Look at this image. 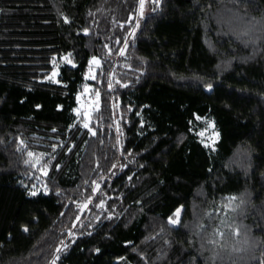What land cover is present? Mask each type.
Instances as JSON below:
<instances>
[{
	"label": "trees",
	"instance_id": "16d2710c",
	"mask_svg": "<svg viewBox=\"0 0 264 264\" xmlns=\"http://www.w3.org/2000/svg\"><path fill=\"white\" fill-rule=\"evenodd\" d=\"M149 3L0 0V264H264V0Z\"/></svg>",
	"mask_w": 264,
	"mask_h": 264
},
{
	"label": "rangeland",
	"instance_id": "374dc122",
	"mask_svg": "<svg viewBox=\"0 0 264 264\" xmlns=\"http://www.w3.org/2000/svg\"><path fill=\"white\" fill-rule=\"evenodd\" d=\"M149 1H152V0H144V6L143 8H140V9L141 10L148 9V6L150 4ZM94 59L98 60L99 64H93ZM100 65H101V61L98 58L91 59L90 66L85 75V83L82 86L81 91L77 95V106L74 109L76 120L83 127H85V124H87L88 129H91L92 117L96 109H98L99 103H100V94L98 90L95 88V86L91 83V81L94 80L92 77L96 78V74L98 72ZM57 75H58V70L56 69L55 71L52 72L50 78L54 81H57ZM196 132L204 145H206L208 148L215 147V144L219 138V132L212 120L208 118H198V122L196 123ZM34 164H35L34 166L35 168H38L42 173L47 174L48 167L46 166V164H44L43 160L40 157L37 158ZM41 184L42 182H40L38 186ZM229 200L230 199L222 200L221 208L223 207L227 209V211H230L231 209H234L235 207H237L240 204L245 203L246 201L244 196L242 195L236 198V200L232 202L231 204L229 203ZM178 210L179 212H181V209H178ZM223 211H224L223 216L227 217L228 213L225 210ZM175 214L171 218H174Z\"/></svg>",
	"mask_w": 264,
	"mask_h": 264
},
{
	"label": "snow or ice",
	"instance_id": "6c2138e0",
	"mask_svg": "<svg viewBox=\"0 0 264 264\" xmlns=\"http://www.w3.org/2000/svg\"><path fill=\"white\" fill-rule=\"evenodd\" d=\"M153 3H156V0H152ZM144 6V0H141V8H143ZM67 59V58H66ZM69 63H71V61L69 60L68 61ZM93 64H99V61L94 59L93 60ZM93 79H95V77H92ZM85 127L87 128L88 125L85 124ZM29 156H32L33 153L29 152L28 153ZM33 196L37 195V192L33 191L31 193ZM236 200V197H231L230 200H229V203L231 204L232 202H234ZM102 206V205H101ZM179 216H180V212L179 210L177 211V213L175 214V217L174 218H170L169 220V223L172 224V225H178L180 223V220H179ZM234 234L239 236L240 235V232L238 229H235L234 230ZM213 235H218L220 237H224L225 233L223 231H220L219 229H217L216 232L213 233ZM210 243L212 244H216V241L215 240H211ZM53 264H55V262H53Z\"/></svg>",
	"mask_w": 264,
	"mask_h": 264
},
{
	"label": "clouds",
	"instance_id": "9594fccd",
	"mask_svg": "<svg viewBox=\"0 0 264 264\" xmlns=\"http://www.w3.org/2000/svg\"><path fill=\"white\" fill-rule=\"evenodd\" d=\"M239 249H236V251H238Z\"/></svg>",
	"mask_w": 264,
	"mask_h": 264
}]
</instances>
